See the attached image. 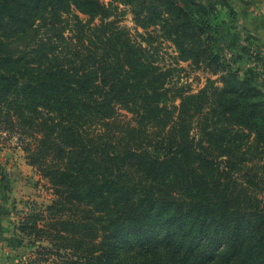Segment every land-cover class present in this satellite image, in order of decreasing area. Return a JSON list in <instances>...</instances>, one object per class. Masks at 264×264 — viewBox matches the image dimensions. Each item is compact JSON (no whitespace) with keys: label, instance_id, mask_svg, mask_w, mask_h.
I'll return each instance as SVG.
<instances>
[{"label":"trees","instance_id":"16d2710c","mask_svg":"<svg viewBox=\"0 0 264 264\" xmlns=\"http://www.w3.org/2000/svg\"><path fill=\"white\" fill-rule=\"evenodd\" d=\"M218 3L0 0V129L56 196L21 218L48 244L18 264H264L263 59L242 73L221 54ZM120 5L217 78L171 83Z\"/></svg>","mask_w":264,"mask_h":264},{"label":"rangeland","instance_id":"374dc122","mask_svg":"<svg viewBox=\"0 0 264 264\" xmlns=\"http://www.w3.org/2000/svg\"><path fill=\"white\" fill-rule=\"evenodd\" d=\"M226 4H217L216 13L211 22L217 30L216 44L226 58L233 62L235 68L245 73L249 68L257 67L256 55H261L264 66V0H226ZM115 17L117 26L129 29L150 49L154 59L163 69H171V83L184 85L192 93L198 92L207 84V79L217 78L203 68L197 67L191 60L179 58L174 44L162 35L159 27L148 30L138 27L133 20L130 6L120 5ZM78 15L83 21L91 17L73 10L65 18L71 27ZM114 19L111 17L109 20ZM100 23L97 18L94 20ZM94 26V23H92ZM73 32L67 31L71 36ZM153 41L147 44L141 36ZM150 42V41H149ZM117 121L121 124L135 123L134 115L121 108ZM26 141L17 134L0 129V264H18L26 262L46 241H34L18 228L23 216L32 211H40L54 199V188L42 172L28 162L25 150ZM54 259L58 256H51Z\"/></svg>","mask_w":264,"mask_h":264}]
</instances>
